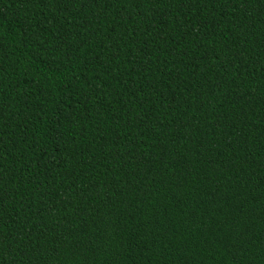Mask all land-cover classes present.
<instances>
[{"label": "trees", "instance_id": "trees-1", "mask_svg": "<svg viewBox=\"0 0 264 264\" xmlns=\"http://www.w3.org/2000/svg\"><path fill=\"white\" fill-rule=\"evenodd\" d=\"M0 264H264V0H0Z\"/></svg>", "mask_w": 264, "mask_h": 264}]
</instances>
